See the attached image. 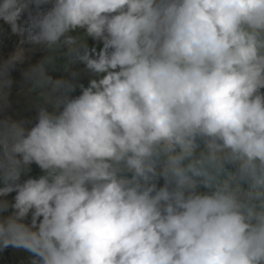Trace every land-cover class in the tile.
Here are the masks:
<instances>
[{
	"label": "clouds",
	"instance_id": "clouds-1",
	"mask_svg": "<svg viewBox=\"0 0 264 264\" xmlns=\"http://www.w3.org/2000/svg\"><path fill=\"white\" fill-rule=\"evenodd\" d=\"M0 20L23 37L0 58V253L264 264V0H0Z\"/></svg>",
	"mask_w": 264,
	"mask_h": 264
},
{
	"label": "rangeland",
	"instance_id": "rangeland-1",
	"mask_svg": "<svg viewBox=\"0 0 264 264\" xmlns=\"http://www.w3.org/2000/svg\"><path fill=\"white\" fill-rule=\"evenodd\" d=\"M23 37L15 36L10 34V26L7 25L3 20H0V58H5L10 52L14 51L20 45V40ZM94 43L91 39H89V44L91 45ZM27 47L28 45H23ZM39 53L35 54L32 57L31 62H35L36 59L39 57ZM20 67H27V64L22 65ZM53 77H57L60 75L58 72L51 73ZM13 77L15 83L13 84L12 88V97L13 100V110L17 111L20 116L33 118L35 116V110H30L28 106L24 103H17V100L23 101L22 96H17L16 93L20 90L23 86L22 84V77L19 71V68L13 72ZM82 82L87 84V78H83ZM39 169L33 165V174H37ZM27 253L23 251H17L14 249H7L3 253H0V264H21V261H26Z\"/></svg>",
	"mask_w": 264,
	"mask_h": 264
}]
</instances>
